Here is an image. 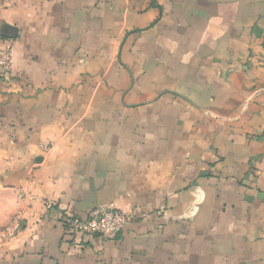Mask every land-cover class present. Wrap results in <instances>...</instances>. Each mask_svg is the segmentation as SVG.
<instances>
[{"label": "crops", "instance_id": "obj_1", "mask_svg": "<svg viewBox=\"0 0 264 264\" xmlns=\"http://www.w3.org/2000/svg\"><path fill=\"white\" fill-rule=\"evenodd\" d=\"M0 51V264H264V0H0Z\"/></svg>", "mask_w": 264, "mask_h": 264}, {"label": "built area", "instance_id": "obj_2", "mask_svg": "<svg viewBox=\"0 0 264 264\" xmlns=\"http://www.w3.org/2000/svg\"><path fill=\"white\" fill-rule=\"evenodd\" d=\"M10 63L8 51H0V69L6 71ZM129 218L118 210L108 208L99 211L93 218L82 220L77 217H69L66 226L70 231L82 235H98L103 237L118 235L122 232ZM17 231V220L0 229V239L12 238Z\"/></svg>", "mask_w": 264, "mask_h": 264}, {"label": "rangeland", "instance_id": "obj_3", "mask_svg": "<svg viewBox=\"0 0 264 264\" xmlns=\"http://www.w3.org/2000/svg\"><path fill=\"white\" fill-rule=\"evenodd\" d=\"M3 227H0V229H2Z\"/></svg>", "mask_w": 264, "mask_h": 264}]
</instances>
